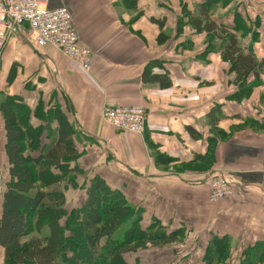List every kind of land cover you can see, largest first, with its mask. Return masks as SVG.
<instances>
[{
  "label": "crops",
  "instance_id": "obj_1",
  "mask_svg": "<svg viewBox=\"0 0 264 264\" xmlns=\"http://www.w3.org/2000/svg\"><path fill=\"white\" fill-rule=\"evenodd\" d=\"M61 4L92 51L90 71L52 46L34 48L18 34L0 58V106L10 97L24 103L29 124L41 127L37 138L44 146L58 126L55 111L66 117L77 151L69 167L89 178L77 206L68 205L75 199L63 193L66 213L83 202L86 186L98 175L124 194L142 226L158 221L171 236L125 253V262L240 264L246 249L258 247L262 255L253 264H264V72L256 83L252 74L247 77L249 89L237 100L236 73L221 53L224 28L244 53L264 58V0H48L50 7ZM204 14L213 23L210 31L191 23L198 18L203 26ZM152 61L158 62L152 74L167 75L169 86L142 79ZM137 104L146 112L142 134L101 119L105 107ZM5 140L0 109V215L11 185ZM211 171L223 174L231 190L213 202ZM59 183L50 190L58 192L52 189ZM47 232L34 229L22 241ZM215 238L226 242L222 249Z\"/></svg>",
  "mask_w": 264,
  "mask_h": 264
},
{
  "label": "trees",
  "instance_id": "obj_2",
  "mask_svg": "<svg viewBox=\"0 0 264 264\" xmlns=\"http://www.w3.org/2000/svg\"><path fill=\"white\" fill-rule=\"evenodd\" d=\"M204 15L203 26L200 19L191 18L198 31L213 28ZM226 31L221 28L227 38L221 44V53L230 64L229 71L236 73L239 89L234 96L239 100L249 89L246 79L250 74L254 83L259 82L264 58L259 60L252 52L244 53L235 34ZM157 64L152 61L145 65L142 79L167 87L170 85L167 75L152 74L150 70ZM0 109L11 177V185L3 194L0 215V246L4 248L5 264H129L124 261L128 251L146 247L148 241L171 240L158 221L142 226L137 210L127 203L124 194L98 175L86 186L83 202L66 213L59 191L36 188L37 183L42 187L55 186L73 170L69 161L77 156V151L72 142L73 129L66 117L55 111L58 126L53 139L44 146L37 138L41 127L29 124L30 109L24 103L10 97L1 102ZM39 111L36 108L33 115H39ZM42 227L48 231L42 238L22 241L23 236L34 229L40 232ZM213 243L222 249L226 242L215 238ZM261 255L258 247L246 249L240 264H253Z\"/></svg>",
  "mask_w": 264,
  "mask_h": 264
},
{
  "label": "built area",
  "instance_id": "obj_3",
  "mask_svg": "<svg viewBox=\"0 0 264 264\" xmlns=\"http://www.w3.org/2000/svg\"><path fill=\"white\" fill-rule=\"evenodd\" d=\"M18 34L36 49L52 46L82 70L91 69L92 51L81 43L72 14L64 4L50 7L48 0H0V58L8 40ZM145 114L139 104L117 105L105 107L101 119L117 130L142 134ZM261 173L264 179V164ZM207 180L209 202L229 196L230 183L223 174L211 171Z\"/></svg>",
  "mask_w": 264,
  "mask_h": 264
},
{
  "label": "rangeland",
  "instance_id": "obj_4",
  "mask_svg": "<svg viewBox=\"0 0 264 264\" xmlns=\"http://www.w3.org/2000/svg\"><path fill=\"white\" fill-rule=\"evenodd\" d=\"M262 72H264V69ZM76 167H77V165H76ZM73 171H75V172H73ZM73 171L69 172V175H67L66 179L63 182L59 183L57 185L58 187L56 189H52V190H59L60 194L63 196V199H64L63 193H68V195H70L73 199H75L73 202H70V204H68V205L76 204V206H77L79 204L78 200L81 199L82 186L84 185V183L86 184V181L89 178L86 176V173H85V175L77 173L76 168H74ZM4 180L5 179H3L2 177L0 178V187H2ZM68 185H69V187H67ZM70 186L72 189L70 188ZM39 187H40V184L37 183L36 188H39ZM51 188H54V187H49V189H47V191H51L50 190ZM126 225L127 224H125L124 226H126ZM144 253L147 254V252H144ZM124 260L126 261L127 259L124 258Z\"/></svg>",
  "mask_w": 264,
  "mask_h": 264
}]
</instances>
